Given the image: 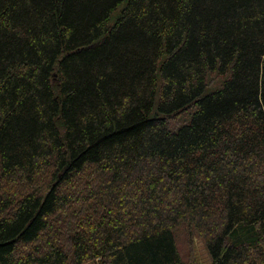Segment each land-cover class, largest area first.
<instances>
[{"label":"trees","instance_id":"trees-1","mask_svg":"<svg viewBox=\"0 0 264 264\" xmlns=\"http://www.w3.org/2000/svg\"><path fill=\"white\" fill-rule=\"evenodd\" d=\"M179 226L264 261V0H0V264H181Z\"/></svg>","mask_w":264,"mask_h":264},{"label":"rangeland","instance_id":"rangeland-1","mask_svg":"<svg viewBox=\"0 0 264 264\" xmlns=\"http://www.w3.org/2000/svg\"><path fill=\"white\" fill-rule=\"evenodd\" d=\"M73 230L72 227L70 233ZM175 235L181 264H213L205 240L202 237L190 236L183 226L176 228ZM82 264L100 263L98 260H87ZM261 264H264V261Z\"/></svg>","mask_w":264,"mask_h":264}]
</instances>
